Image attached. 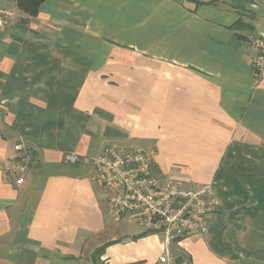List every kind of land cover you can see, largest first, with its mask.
I'll use <instances>...</instances> for the list:
<instances>
[{
    "label": "crops",
    "instance_id": "obj_1",
    "mask_svg": "<svg viewBox=\"0 0 264 264\" xmlns=\"http://www.w3.org/2000/svg\"><path fill=\"white\" fill-rule=\"evenodd\" d=\"M3 7L16 14L0 38V264H165V253L168 264H264V80L253 73L264 5ZM138 146L156 149L157 175L213 186L205 235L166 243L110 215L92 158ZM71 151L82 159L67 162ZM27 152L17 184L10 169Z\"/></svg>",
    "mask_w": 264,
    "mask_h": 264
},
{
    "label": "built area",
    "instance_id": "obj_2",
    "mask_svg": "<svg viewBox=\"0 0 264 264\" xmlns=\"http://www.w3.org/2000/svg\"><path fill=\"white\" fill-rule=\"evenodd\" d=\"M252 1L264 5V0ZM15 14L14 10L0 6V38ZM254 44L258 53L253 60V73L261 81L264 80V33L254 38ZM16 148L23 150L24 145L17 144ZM155 153L154 147L145 146L107 148L92 158L98 178L111 191L110 215L140 223L163 235L166 243L195 234L205 235L209 231L210 215L220 206L213 186L157 175ZM30 158L31 155L25 153L10 169L18 172L17 184L25 182L22 172ZM65 158L70 163L82 159L74 151L67 153ZM159 261L168 264L169 255H160Z\"/></svg>",
    "mask_w": 264,
    "mask_h": 264
},
{
    "label": "trees",
    "instance_id": "obj_3",
    "mask_svg": "<svg viewBox=\"0 0 264 264\" xmlns=\"http://www.w3.org/2000/svg\"><path fill=\"white\" fill-rule=\"evenodd\" d=\"M45 0H17V4L20 9L26 12L29 15H36L39 12L41 4ZM103 251V248H100L96 251L95 254H100ZM182 264H193L192 260H188L187 262H183Z\"/></svg>",
    "mask_w": 264,
    "mask_h": 264
},
{
    "label": "rangeland",
    "instance_id": "obj_4",
    "mask_svg": "<svg viewBox=\"0 0 264 264\" xmlns=\"http://www.w3.org/2000/svg\"><path fill=\"white\" fill-rule=\"evenodd\" d=\"M11 2H12V0H0V6H1V7H3V6H11ZM10 8H12V7H10ZM127 225H133V226H135L136 228H137V227L141 228L140 226H137V225H135V224H131V223H127V222H126V226H125V227H128Z\"/></svg>",
    "mask_w": 264,
    "mask_h": 264
}]
</instances>
